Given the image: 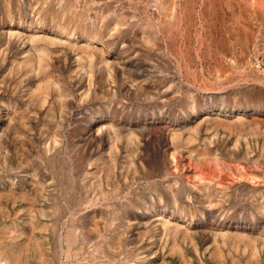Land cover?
Instances as JSON below:
<instances>
[{
    "label": "rangeland",
    "instance_id": "obj_1",
    "mask_svg": "<svg viewBox=\"0 0 264 264\" xmlns=\"http://www.w3.org/2000/svg\"><path fill=\"white\" fill-rule=\"evenodd\" d=\"M185 1L0 0V264H264V0Z\"/></svg>",
    "mask_w": 264,
    "mask_h": 264
},
{
    "label": "bare ground",
    "instance_id": "obj_2",
    "mask_svg": "<svg viewBox=\"0 0 264 264\" xmlns=\"http://www.w3.org/2000/svg\"><path fill=\"white\" fill-rule=\"evenodd\" d=\"M184 1H185V0H184ZM187 1H188V0H187ZM203 1H204V0H203ZM209 1H210V0H209ZM133 2H134V1H133ZM152 2H153V1H152ZM175 2H176V1H175ZM178 2H179V1H178ZM180 2H181V1H180ZM185 2H186V1H185ZM127 3H128V2H127ZM182 3H183V2H182ZM182 3H181V4H182ZM187 4H188V3H187ZM187 4H186V5H187ZM245 4H246V3H245ZM161 5H162V4H161ZM197 5H198V4H197ZM176 6H177V5H176ZM206 7H207V6H206ZM159 8H160V7H159ZM173 8H174V7H173ZM200 8H201V7H200ZM153 9H154V8H153ZM160 9H161V8H160ZM197 9H198V8H197ZM173 10H174V9H173ZM198 10H199V9H198ZM130 11H131V10H130ZM141 11H142V10H141ZM150 11H151V10H150ZM158 11H159V10H158ZM160 11H161V10H160ZM175 11H176V10H175ZM178 11H180V10H178ZM195 11H196V10H195ZM173 12H174V11H173ZM176 12H177V11H176ZM183 12H184V11H183ZM159 13H160V12H159ZM210 13H211V12H210ZM210 13H209V14H210ZM104 14H105V13H104ZM179 14H180V12L178 13V16H179ZM183 15H184V14H183ZM197 15H198V14H197ZM202 15H203V14H202ZM181 16H182V15H181ZM158 17H159V15H158ZM176 17H177V16H176ZM199 17H200V16H199ZM183 18H184V17H183ZM185 18H186V16H185ZM189 18H190V17H189ZM200 19H201V18H200ZM89 20H90V19H89ZM187 20H188V19H187ZM197 20H198V19H197ZM119 21H120V20H119ZM174 21H175V20H174ZM181 21H182V20H181ZM130 22H131V21H130ZM194 22H195V21H194ZM198 23H199V20H198ZM108 24H109V23H108ZM156 24H157V23H156ZM176 24H177V23H176ZM180 24H181V23H180ZM256 25H257V24H256ZM171 26H172V25H171ZM173 26H174V25H173ZM173 26H172V27H173ZM181 26H182V24H181ZM181 26H180V27H181ZM185 26H186V25H185ZM200 26H201V25H200ZM200 26H199V27H200ZM182 27H183V26H182ZM169 28H170V27H169ZM196 28H197V27H196ZM196 28H195V29H196ZM171 33H172V32H171ZM200 38H201V37H200ZM84 48H85V47H84ZM79 56H80V55H79ZM77 59H78V58H77ZM91 61H92V60H91ZM77 62H78V61H77ZM60 64H61V63H60ZM80 68H81V67H80ZM48 69H49V68H48ZM50 80H51V79H50ZM50 87H52V86H50ZM53 87H54V86H53ZM47 89H48V88H47ZM47 89H46V90H47ZM130 89H132V88H130ZM52 90H53V89H52ZM126 91H127V90H126ZM64 95H65V93H64ZM46 98H47V96H46ZM135 98H136V97H135ZM62 101H63V100H62ZM45 103H46V102H45ZM53 103H54V102H53ZM61 104H62V102H61ZM43 107H44V106H43ZM43 109H44V108H43ZM58 160H59V159H58ZM57 164H58V163H57ZM44 215H45V214H44ZM32 223H33V222H32ZM35 223H37V222H35ZM166 223H167V222H166ZM168 224H169V223H168ZM174 224H175V223H174ZM35 225H36V224H35ZM46 226H47V225H46ZM35 234H36V233H35ZM175 243H176V242H175ZM175 243H174V244H175ZM179 243H180V242H179ZM16 245H17V244H16ZM39 246H40V245H39ZM6 249H7V248H6ZM42 250H43V249H42ZM182 250H183V249H182ZM5 251H6V250H5ZM69 251H70V250H69ZM42 252H44V251H42ZM23 253H24V252H23ZM34 253H35V252H34ZM259 253H260V252H259ZM22 255H23V254H22ZM25 255H26V254H25ZM34 256H35V255H34ZM22 257H23V256H22ZM22 257H21V258H22ZM260 258H261V256H260ZM21 260H22V259H21ZM0 261H1V260H0ZM168 261H169V260H168ZM248 261H249V260H248ZM189 264H190V263H189Z\"/></svg>",
    "mask_w": 264,
    "mask_h": 264
}]
</instances>
